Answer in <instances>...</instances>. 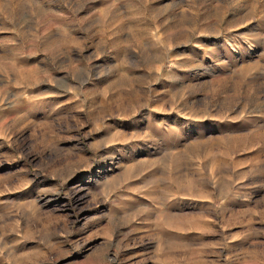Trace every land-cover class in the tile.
Wrapping results in <instances>:
<instances>
[{
	"label": "rangeland",
	"instance_id": "1",
	"mask_svg": "<svg viewBox=\"0 0 264 264\" xmlns=\"http://www.w3.org/2000/svg\"><path fill=\"white\" fill-rule=\"evenodd\" d=\"M0 264H264V0H0Z\"/></svg>",
	"mask_w": 264,
	"mask_h": 264
}]
</instances>
